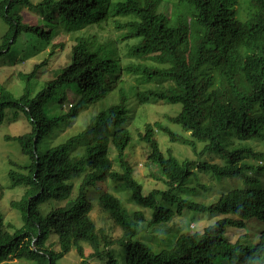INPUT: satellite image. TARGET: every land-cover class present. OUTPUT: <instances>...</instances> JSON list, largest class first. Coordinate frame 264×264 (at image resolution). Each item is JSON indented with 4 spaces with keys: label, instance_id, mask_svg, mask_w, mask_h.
I'll return each mask as SVG.
<instances>
[{
    "label": "trees",
    "instance_id": "1",
    "mask_svg": "<svg viewBox=\"0 0 264 264\" xmlns=\"http://www.w3.org/2000/svg\"><path fill=\"white\" fill-rule=\"evenodd\" d=\"M163 1L42 0L34 4L32 0H0V16L7 25L0 60L10 58L12 62L25 50L41 53L50 47L43 61L19 73L25 81L20 96L0 82V126L8 109L14 110L15 117L23 112L32 124L31 131L8 137L18 140L31 160L20 166L22 171H10L12 186L26 187L20 202L24 224L16 228L7 223L0 209V264L9 258L58 264L72 251L78 254L79 264H221L220 260L232 261L242 250L241 242L228 236L231 228H243L253 218L264 222V188L251 184L260 181L258 174L264 180V152L249 143L264 138V0H243L246 18L241 16L242 0H176L167 11L161 9ZM23 7L40 13L41 19L26 21ZM111 23L122 30L113 43L100 42L98 34L89 38L81 33L91 28L105 30ZM40 43L45 44L44 49ZM59 56L63 61L34 92L33 80L51 58ZM134 78L158 84L144 90L130 82L124 85ZM117 87V103L94 115L79 133L41 150L44 137L55 127L78 117ZM131 94L141 104H181L168 118L190 137L161 121L148 122L139 133L149 146L148 159L159 167L167 189L144 193L126 159L125 151L133 139L125 126ZM157 131H165L171 141L195 151L198 142H203L200 154L224 153L226 163L180 161L171 153L166 156ZM83 141L84 152L74 154ZM111 145L121 170L114 167ZM252 157L257 158L256 163ZM194 165L221 177L243 178L247 186L224 192L211 204L186 199L175 190L191 177ZM83 170L87 173L72 198L68 180ZM110 180L118 190H129L132 200L149 209L151 216L141 209L129 210L108 190ZM96 185L103 188V211L123 228V236L115 238L97 227L88 199V189ZM51 198L68 201L44 213L40 206ZM167 204H176L177 210ZM186 209L222 217L202 231L180 234L171 248L159 252L145 242H134L147 232V226L167 223ZM116 246L124 247L125 253H118ZM239 263L264 264V230L258 242L245 249Z\"/></svg>",
    "mask_w": 264,
    "mask_h": 264
},
{
    "label": "rangeland",
    "instance_id": "2",
    "mask_svg": "<svg viewBox=\"0 0 264 264\" xmlns=\"http://www.w3.org/2000/svg\"><path fill=\"white\" fill-rule=\"evenodd\" d=\"M34 4L39 3L42 0H32ZM176 0H164L161 4L162 10L167 11L171 9V5ZM246 2L241 1V16L247 17ZM21 13L26 21L36 22L41 19L42 15L29 7H23ZM7 30V25L0 16V42L2 36ZM83 36L91 38L94 34L99 35L100 42L113 43L120 38L122 30H117L113 23L110 24L105 30L98 28L84 29L81 31ZM44 43H40L39 47L43 48ZM44 49V48H43ZM42 49V50H43ZM50 51V47L47 46L41 53L25 50L19 54L12 62L1 59L0 60V82L3 83L12 94L17 97L23 92L25 81L19 77L21 71H30L32 67L43 61ZM125 51V50H124ZM37 53V54H36ZM12 55L10 57H14ZM21 59H27L25 62H20ZM64 57L59 56L51 58L49 66L41 69L37 78L33 80L34 92L42 87L45 80L52 76V70L57 68L63 61ZM7 61V62H6ZM6 62V63H5ZM5 63V64H4ZM139 86L142 90L148 88L157 87L156 82H141L137 78L128 81L124 84L127 86L130 83ZM119 83V82H118ZM120 100L119 87L113 88L109 91L108 95L104 98L92 103L88 108L83 110L80 115L74 119H69L62 122L58 127H55L49 134H47L42 142V151H46L49 146L57 145L64 142L70 136L79 133L89 122L90 119L99 112L109 108L111 105L117 103ZM68 105L66 106V109ZM128 119L125 122V126L131 131L133 136L132 142L125 151L126 159L131 163L135 170V177L143 184L144 193L150 192L153 188L167 189V185L163 180V175L158 166L153 165L149 159V146L140 138V131H144L145 125L148 122L161 121L164 125L170 126L176 133L182 134L185 137H190V133L184 131L183 127L178 123H172L169 121L168 116L176 114L181 109V104H173L170 102H155L141 104L137 98L131 94L127 101ZM32 130V124L30 120L23 112L15 117L14 110L8 109L7 116L4 123L0 126V209L4 214L7 223L12 224L14 227L19 228L24 224L23 211L20 208V202L26 194L25 186H12V179L10 177V171H22L20 166L30 163V156L26 154L20 142L14 138L8 139L9 136L15 137L25 134ZM113 128H110V132ZM156 137L160 143L162 152L168 156L173 154L180 161L188 158L195 160L198 163L212 162L215 164L223 165L226 163V155L218 151H207L200 154L205 143L198 142L197 151L193 147L183 144L180 141H171L169 135L165 131H157ZM253 148L258 152H264V138L251 140L249 142ZM86 148V141L78 146L74 151V154H82ZM227 149L230 147L226 146ZM113 151V152H112ZM111 158L114 160V167L121 170L118 162V157L114 151V146L110 147ZM253 158V162H257V158ZM264 161V160H263ZM264 172V166L262 168ZM194 173L187 179V181L180 187H177L175 193L181 195L186 199L192 201L211 204L216 201L219 196L230 190L236 188H243L247 186V182L240 177H221L215 175L212 172L202 171L196 165L193 166ZM87 170H83L75 174L68 183L72 185L74 198L79 190V186L85 177ZM260 181H253L251 184L260 188H264V180H262L259 174L256 176ZM107 188L117 197H119L123 204L129 210H144L146 215L151 216V211L146 208H142L131 198L129 190H118L116 184L113 181H109ZM103 193V188L100 185L90 187L88 189V199L92 204V217L97 223L98 228H103L109 232L113 237L118 238L123 236L124 230L121 226L115 224L113 219L103 211V207L100 204V197ZM68 200L48 199L43 203L40 208L44 213H48L53 208L65 206ZM173 209L177 210L176 204H167ZM222 215L211 212L198 211L196 209H186L182 215H177L174 219L163 224H154L153 226H147V232L142 233L134 238V242L142 241L147 243L155 252H159L163 249L171 248L177 238L182 233H192L194 231H202L205 227L215 224ZM14 229H12L13 231ZM264 230V222L256 218L247 221V225L243 228H231L228 231V236L236 241L241 242L242 247L237 252V256L234 260H220L221 264H240L245 249L247 247H253L259 240L261 231ZM52 241L55 242V248L60 249L58 239L56 235L52 236ZM118 253H125L124 247L116 246ZM78 254L71 252L61 258L58 264H79L76 260ZM73 259V260H72ZM1 264H37L35 261L27 259L9 258ZM98 264H107L98 263ZM125 264V261L124 263Z\"/></svg>",
    "mask_w": 264,
    "mask_h": 264
}]
</instances>
